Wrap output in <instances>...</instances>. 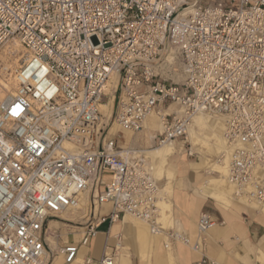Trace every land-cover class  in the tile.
Returning <instances> with one entry per match:
<instances>
[{
  "label": "built area",
  "instance_id": "obj_1",
  "mask_svg": "<svg viewBox=\"0 0 264 264\" xmlns=\"http://www.w3.org/2000/svg\"><path fill=\"white\" fill-rule=\"evenodd\" d=\"M14 39L24 55L13 93L0 85V264H48L50 222L85 198L82 237L59 250L66 264L127 214L164 235L165 249L181 243L203 254L223 223L201 213L194 243L161 229L152 168L119 144L152 114L157 147L185 143L197 112L221 119L227 182L236 197L264 204V0H0V50ZM112 75L108 119L98 107ZM117 251L104 244L97 263L113 264Z\"/></svg>",
  "mask_w": 264,
  "mask_h": 264
},
{
  "label": "crops",
  "instance_id": "obj_2",
  "mask_svg": "<svg viewBox=\"0 0 264 264\" xmlns=\"http://www.w3.org/2000/svg\"><path fill=\"white\" fill-rule=\"evenodd\" d=\"M173 80L176 82L178 79L175 77ZM114 102L115 99L113 98L111 109L114 106ZM154 123V120L148 117L143 130L137 134H131L134 137L129 142L130 145L127 146L137 149V151L157 147L156 141L153 138L152 140L148 139L150 135L155 136L159 129V122L158 126H155ZM122 138L123 134L119 141L121 146H123ZM173 144L175 146L180 144V147H177L178 151L179 149L183 151L186 147V144L181 140H176ZM200 158L204 159L205 164L200 167L197 173H200L202 170L206 174L217 175L216 172H212L211 168L206 165L205 158ZM177 159L183 162V164L180 165L179 173H176L174 179L173 188H171L170 194L167 195L171 203V221L185 231L191 243H194L198 238L196 223L201 213H209L216 220L223 223L222 225L214 226L208 232V239L203 254L197 253L181 243H173L172 248L166 250L164 244L167 243V240L164 235L160 237V246H155L153 239L145 234L147 225L137 223L132 219H126L125 216L122 220L117 221V223H113L109 229L106 224H103L96 237L91 239L86 246H81L78 249L76 260L70 264H85L84 261L86 259H91L90 264H98L97 261L102 254L104 244L113 247L117 242V236H120V242L124 243L125 246L116 256L114 264H198L202 257L215 261L217 264H260L257 259L259 258V249L263 246L264 250V206L238 199L230 210L218 209L211 201L204 198L207 196L201 195L197 188L199 183L204 182L208 178H205L202 174L191 175L187 178V175L192 170L189 166L192 162H189L183 154L178 155ZM211 162L212 160H209L208 163L210 164ZM164 172L166 171L164 170L161 176H164ZM156 180H160V177ZM157 184L160 187L159 181ZM230 198H232V194L226 197V202L220 203L214 199H209L222 206H226ZM108 209V207H105L104 210L101 208L100 212L104 213ZM65 225L52 221L49 224V230L51 231L53 228L59 229V227ZM71 227L75 238L69 240L68 244H77L83 233L78 236V233L75 231L76 228ZM139 228L142 230L140 233H142L141 235L145 239L143 236H140ZM47 237L49 238L48 244L58 251L53 238L49 234ZM138 237L142 238L138 239ZM63 247H60L59 250ZM48 264L66 263L63 255L57 253L50 258ZM262 264H264V260Z\"/></svg>",
  "mask_w": 264,
  "mask_h": 264
},
{
  "label": "bare ground",
  "instance_id": "obj_3",
  "mask_svg": "<svg viewBox=\"0 0 264 264\" xmlns=\"http://www.w3.org/2000/svg\"><path fill=\"white\" fill-rule=\"evenodd\" d=\"M18 47H20V45L15 40L14 41V47L12 48L13 52L11 49L10 50L8 49L7 51L11 55L14 52L18 51V50H16ZM19 54H17L15 57L11 58L9 62L4 64L3 69H2V73H1L2 76L0 75L2 77V78H0V85L11 93H13L12 87H14V82H13L14 81L13 80L14 72L21 65V63H22L21 60H23V56H21ZM116 83H117V77L115 75H112L110 77V79L107 83L106 89H105V95H110L111 98L108 99L107 103L102 104L98 107L99 111L102 114H104L108 119L111 118L112 94H113V91L116 87ZM178 113H180V111H178ZM149 117H151L154 120V122H155L154 125L158 126V120L160 117L157 114H152ZM115 128H117V130H118V126L116 125V123H113L110 126V131H109L110 135L115 134V132H114ZM189 128H190L189 134H190V138H191V143L193 145H200V144L203 145L204 147L207 148V153H209L211 156H216V157H214V160L210 164L207 162L206 165H208L211 168L212 172H215V171H213L215 169V170L219 171V174H221V178L213 180L212 182H209V184L207 183V185H203L202 183H199L197 186L198 190H200L201 192H203L205 194L209 193L208 191L214 190L215 193H218L224 199L225 202H226V197L230 196V194H232L235 198L242 199V200L249 201V202H254L253 200H249L245 196L236 197L235 196V193H236L235 188L227 182L229 150L227 147V143L223 137L224 127H223L222 120L219 118L213 117V116H211L207 113H204V112H197L191 116V122L189 124ZM153 136L154 135H150L148 139L152 140ZM133 137H134L133 135H128V134L124 135L122 138V145L123 146L130 145L129 142L133 140ZM137 152L140 153L141 155H143L145 158L150 159L151 161L160 162V166L165 165L167 163V165H168L167 167L169 170H171V169L173 170V167L171 165L174 164L173 162H175V159L177 157L176 156V153H177L176 147H175V144H173V143L165 145V146L153 147L149 150L137 151ZM222 154H226L225 155L226 157L224 158L223 161L218 160V158H221ZM170 162L173 164H171ZM198 164H200V159L198 160L197 164H195V165H198ZM191 169L193 171H196L195 166H192ZM224 177H225V179H224ZM211 183L214 184V187H213L214 189H212V190L209 189V188H211L210 187ZM211 195H212V193L209 195V197ZM165 200H166V202H165L166 205L170 206L171 205L170 202H167L168 199L165 198ZM254 203H256V202H254ZM256 204H258V203H256ZM262 206H264V204H262ZM105 207L106 206H103L102 210H104ZM161 214H162V212H161ZM61 215L64 216V218L66 219L65 221L68 222L67 224L78 223L77 221L85 220V218L88 215L87 199L86 198L83 199L79 203V205L76 208H74L72 211L64 212ZM61 215H60V218H61ZM125 216H126V219H132V220L136 221L137 223H143V222H140V221L134 219L131 215L127 214ZM168 217H169V215L167 213L162 214L161 219L159 218L160 223L166 222V219L168 221V219H169ZM69 225H71V224H69ZM161 226L164 227V224H161ZM161 229H163V228H161ZM140 231L142 232V230L139 228V234H140V236H143V235H141L142 233H140ZM49 232H50V230H49ZM145 234L147 236H149L151 239H153L154 245L160 244V237L162 236V234H160V233L151 234V232L147 226L145 228ZM140 238H142V237H140ZM143 238L145 239L144 236H143ZM48 239L49 238L47 237V241H48ZM148 240H149V238H148ZM144 243H145V241H144ZM115 245L117 246V250H121L123 248L121 246V242H116ZM50 251L52 252V250H50ZM55 252L60 253L59 251H55ZM48 258H49V256L46 255V259H48Z\"/></svg>",
  "mask_w": 264,
  "mask_h": 264
},
{
  "label": "rangeland",
  "instance_id": "obj_4",
  "mask_svg": "<svg viewBox=\"0 0 264 264\" xmlns=\"http://www.w3.org/2000/svg\"><path fill=\"white\" fill-rule=\"evenodd\" d=\"M214 0H204V2H206V3H211V2H213ZM14 41H15V39L14 40H10L4 47H2V49L0 50V75L2 76V69H3V66H4V64L5 63H7V62H9L10 61V59L11 58H13V57H15L17 54H19V55H21V56H23L24 55V51H23V49H22V47L20 46V47H18L16 50H18V51H16V52H14L13 54H9V52L7 51L8 49L10 50H12V52H13V47H14ZM17 41V40H16ZM18 42V41H17ZM20 45V44H19ZM6 51V52H5ZM22 61V60H21ZM0 76V78H2ZM8 78V77H7ZM177 79L178 80H176V82L178 81V83H181L182 82V77H181V75H179V73H178V76H177ZM113 96H115L114 97V99H115V102H114V106L112 107V114H114V112H115V109H116V105H117V95L116 94H112V99H113ZM111 98V96H109L108 97V99H110ZM108 99H107V101H108ZM103 104H105V103H103ZM158 118V117H157ZM158 122H159V120H158ZM191 122V121H190ZM190 124V123H189ZM189 130H190V128H189V126H188V132H187V139H186V146H188V148L190 147L191 148V151L193 152V156H191V157H189V156H187L183 151H180V149H179V151L177 150V147L179 146L180 147V144H177L175 147H176V159H175V162H173L174 164L173 165H171L172 167H173V170L171 169V170H169L168 169V165H167V163L165 164V165H161L160 166V162H158V161H156V162H154V161H151L150 159H148L147 158V161H148V163L150 164V166H151V168L153 169L152 170V177L155 179V181H159L160 182V189H161V203H160V205H159V207H160V209H161V212H162V214H168L169 215V219H168V221H167V219H166V222H161L160 223V220H159V223L160 224H164V227L163 226H161L163 229H165L166 231L167 230H169V229H172V230H176V231H178V232H180V233H183V234H185L186 236H187V234L185 233V231H183L182 229H180V227H178V225L176 226L175 225V223L173 222V221H171V215H170V209H171V205L170 206H168V205H166V200H165V198L166 199H168L167 198V195L168 194H170V192H171V188H173V184H174V179H175V176H176V173L178 174L179 173V167H180V165H182L183 164V162H181L180 160H178L177 158H178V155H181V154H183V156H185V158L189 161V162H192L189 166L192 168V166H195L196 167V171H193V170H191L190 172H189V174L187 175L188 177L187 178H189V176H195V175H199V174H202L205 178H208L207 180H205L204 182H201L203 185H207V183L209 184V182H212L213 180H216V179H219V178H221V174H219V171L218 170H213V171H215L216 173H217V175H213V174H206L205 172H203L202 170H201V172L200 173H197L198 172V170L200 169V167L204 164L203 162H204V159H201L200 157H204L205 158V162L207 163V162H209V160H214V157H216V156H211L209 153H207V148L206 147H204L203 145H193L192 143H191V138H190V134H189ZM118 130H117V128H115V130H114V132H117ZM122 134H123V136L124 135H126V134H128V135H131L130 133H128V132H122ZM119 141H120V139H119ZM202 146V147H201ZM178 154V155H177ZM200 159V164H198V165H195V164H197V162H198V160ZM202 163V164H201ZM170 164V163H169ZM155 165V166H154ZM194 168V167H193ZM169 171H168V170ZM156 170V171H155ZM166 171V172H164L163 174H164V176H161V174H162V172L163 171ZM155 171V172H154ZM218 171V172H217ZM221 173V172H220ZM160 177V180H156L157 178H159ZM224 179H225V177H224ZM189 180V179H188ZM210 187L211 188H209L210 190H212V189H214L213 187H214V184L213 183H211L210 184ZM200 193H201V195H204V196H207V197H209V195L212 193V195L209 197V198H211V199H214L215 201H217V202H225L224 201V199L218 194V193H215V191L214 190H212V191H208L209 193H203V192H201L200 190H198ZM214 192V193H213ZM214 194V195H213ZM214 196V197H213ZM217 196V197H216ZM220 196V197H219ZM207 197H204V198H206V199H208L209 201H211L218 209H221V210H230L231 208H232V206H233V204H235L236 203V201L238 200V198H236V199H234L235 197L232 195V198H230L229 199V203L226 205V206H222V205H220V204H218V203H216V202H214V201H212L211 199H209V198H207ZM222 199V200H221ZM167 202H170L169 201V199L167 200ZM88 203V202H87ZM171 204V203H170ZM161 212H160V219H161ZM166 212V213H165ZM62 218V219H61ZM61 218H59L58 220H56L55 222H59V223H63V224H66L65 226H61V227H59V229H57V228H53L50 232H49V236H51L52 238H53V240L55 241V244H56V246H57V248H58V251H59V248L60 247H62V246H64V245H66V244H68L69 243V240H71V239H73V238H75V235H74V233H72V227L71 226H73V227H75L76 229H75V231L78 233V236H80V234L81 233H83V227H84V223H85V221H86V219L87 218H85V220H82V221H77L78 223H72L71 225H69V224H67L66 222H65V218H64V216L63 215H61ZM218 221V220H217ZM219 222V221H218ZM81 229V230H80ZM104 229V228H103ZM67 238V239H66ZM138 239H140L139 237H138ZM166 244V243H165ZM121 246L122 247H124L125 245H124V243H121ZM155 246H160V244L159 245H155ZM49 247H50V250H52V256L54 255H56L57 254V252H55L56 250L54 249V247L53 246H50L49 245ZM172 248V246L171 247H168V249H166V250H170ZM122 250H118L117 251V255H118V253H120ZM258 255H259V258L257 259L259 262H260V264H262V261L264 260V250H263V246L259 249V251H258Z\"/></svg>",
  "mask_w": 264,
  "mask_h": 264
}]
</instances>
